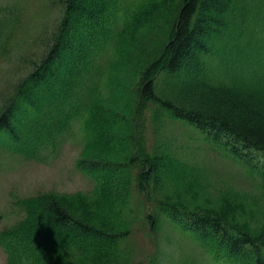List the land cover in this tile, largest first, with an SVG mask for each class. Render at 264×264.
I'll list each match as a JSON object with an SVG mask.
<instances>
[{"label":"trees","instance_id":"trees-1","mask_svg":"<svg viewBox=\"0 0 264 264\" xmlns=\"http://www.w3.org/2000/svg\"><path fill=\"white\" fill-rule=\"evenodd\" d=\"M59 5L44 54L0 100V144L41 162L78 137L76 165L94 185L18 197V217L0 230L5 264H161L165 229L187 233L215 264H264V0ZM159 22L163 38L152 42ZM145 109L155 131L167 116L184 120L240 163L259 193L229 186L211 197L254 218L214 213L198 165L149 149ZM132 189L150 238L145 259H135Z\"/></svg>","mask_w":264,"mask_h":264},{"label":"rangeland","instance_id":"rangeland-1","mask_svg":"<svg viewBox=\"0 0 264 264\" xmlns=\"http://www.w3.org/2000/svg\"><path fill=\"white\" fill-rule=\"evenodd\" d=\"M61 9L59 0H0V100L11 89L14 81L32 69L31 62L34 63L44 54L47 39L58 23ZM10 12L12 16L6 21ZM166 24H160L152 42L163 38ZM147 48L150 51V43ZM143 117L146 122V146L149 149L161 144L171 155L200 167L208 178L203 181L208 188L203 200L214 207V213L221 212V215L239 221L246 217L254 218L249 208L240 202L225 201L220 205L218 200L216 202L211 197L229 186L239 191L259 193L252 186L253 178L247 175L240 163L224 150L213 151L198 129L184 120L167 116L168 122L165 121L155 131L150 120V111L145 109ZM77 141L78 137L76 140H67L59 154L49 161L41 162L19 160L17 155L5 152L7 149L0 144V230L18 217L19 210L15 203L18 197L51 189L61 192L84 191L94 185V179L91 180L76 165L80 152V142ZM136 173L134 170L132 175ZM127 180L134 188V179L129 176ZM134 193V189L129 193V205L134 208L130 217H134L135 224L138 221L134 226L136 231L133 233V241L138 242L143 249L135 259H145V250H151L150 238H144L146 226L141 216V202ZM150 207L155 212L154 207ZM241 207L244 210L248 208L244 215L240 213ZM43 220L46 224L47 219ZM165 230L168 232H161V237L158 230L157 236V246H160L162 253L155 257L160 259L161 264H215L208 255L197 249L196 243L190 240L187 233L176 229ZM171 237L174 241L170 240ZM153 239L155 243L156 240ZM5 262L6 254L0 248V264Z\"/></svg>","mask_w":264,"mask_h":264}]
</instances>
